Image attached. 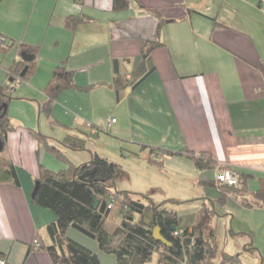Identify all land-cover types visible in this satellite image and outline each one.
<instances>
[{
    "label": "crops",
    "instance_id": "obj_1",
    "mask_svg": "<svg viewBox=\"0 0 264 264\" xmlns=\"http://www.w3.org/2000/svg\"><path fill=\"white\" fill-rule=\"evenodd\" d=\"M111 2L0 0V36L38 45L37 66L29 80L49 77L54 65L63 62L73 71L75 83H95L88 91L62 90L52 106L55 119L70 127L66 131L82 136L84 127L89 131L88 124L106 119L111 134L118 138L126 135L135 144L178 151L166 154L164 161H173L178 171L186 172L192 186H199L198 179L202 174L205 178V173L180 153L185 148L211 153L217 162L212 177L220 164L264 177V0H130L123 10H113ZM33 12L45 15L43 20L41 15L29 24ZM79 12L92 19L67 27L65 17ZM142 39L161 41L147 59L146 65L154 69L116 100L109 85L114 60L128 76ZM28 96L35 99L27 94L21 97ZM93 96L98 104L104 103L106 118L87 116ZM109 115L115 120L107 124ZM86 144L93 149L88 138ZM6 148L19 183L0 182V256L9 264H53L45 250L32 244L34 240L50 243L46 223L55 218L30 197L38 163L32 166L36 168H25ZM88 158L89 150L82 155ZM67 233L97 250L95 240L73 226ZM108 263L116 264V260L108 258Z\"/></svg>",
    "mask_w": 264,
    "mask_h": 264
},
{
    "label": "trees",
    "instance_id": "obj_2",
    "mask_svg": "<svg viewBox=\"0 0 264 264\" xmlns=\"http://www.w3.org/2000/svg\"><path fill=\"white\" fill-rule=\"evenodd\" d=\"M76 1L80 2L81 0ZM138 1L141 3V0ZM129 3L130 0H112L111 8L123 10L128 7ZM91 19L92 17L86 13L79 12L67 15L64 23L67 27L74 28L78 23ZM0 37L4 40V43L0 44V49L5 50L17 43L14 38L8 41L9 38ZM160 43L161 41L158 39H142L139 53L135 57V63L130 68L128 76L125 71H120L116 60H114V74L109 85L113 88L116 100L120 98L126 88L128 90L136 88L152 72L154 66H147V59L152 48ZM17 50L18 52L26 50L33 54V58L23 61L18 57L13 60L7 71L11 76L19 77V71L27 63L25 74L19 77L25 78L33 72L38 45L19 41ZM94 85L95 83L86 85L75 83L73 71L68 69L63 62H58L52 68L49 78L44 84L45 98L39 103V112L45 113L49 124L59 125L68 130L70 128L68 125L57 121L52 116V106L56 96L64 89L77 88L88 91ZM9 98L4 85H0V141L2 143L0 182L18 184L15 166L5 153L6 136L8 131L13 128L8 115ZM108 117L107 124H110L112 121L109 122ZM88 127L93 129L94 133H97L101 128L100 125H93V123L88 124ZM30 129L37 141L36 150L43 147L47 152L54 154L56 158L66 162V166L57 171L39 163L38 173L34 178V185L30 193L34 203L49 209L55 216L53 220L46 223L50 243L44 245L37 240L35 241L37 245L35 242L32 243L38 249L45 250L53 264H101L98 251L112 254L116 264H144L154 252H157L156 264H240L238 253L230 254L222 251L217 259L216 219L213 217L214 211L206 198L195 211L181 216L166 205L170 202H182L178 198L169 197L162 201H155L151 198L153 189L145 193L118 189L115 186V178L119 172L124 174L120 163L95 150L88 149L86 137H84L85 132L82 136L68 131L60 139H54L31 127ZM136 144L140 146V150L148 149L149 162L160 167L164 163L163 160L155 159L150 156L151 154L164 155L178 152L147 143ZM67 149H87L89 158L79 163L73 162L65 154ZM180 153L191 158L198 170L213 168L217 165L211 153L206 150L192 152L185 148ZM223 166L236 172L229 164H220L218 169ZM92 167L95 169L89 172L88 169ZM252 176L253 173L250 171L238 170L237 181L234 184L218 182L215 179V174L213 178H200L198 182L201 185L202 182L217 184L227 191L243 192L248 189V179ZM92 195L98 200L95 207L92 206ZM253 196L264 202L263 176H259V184L253 191ZM241 201L248 203L243 198ZM113 211L119 215V224L111 229L106 224ZM148 212H151L152 216L146 223L145 215L148 216ZM71 226L93 238L97 250H91L70 237L67 230ZM154 226H159L161 234L171 242L170 245L152 235ZM30 247L29 249H31ZM4 264H9L6 259Z\"/></svg>",
    "mask_w": 264,
    "mask_h": 264
},
{
    "label": "rangeland",
    "instance_id": "obj_3",
    "mask_svg": "<svg viewBox=\"0 0 264 264\" xmlns=\"http://www.w3.org/2000/svg\"><path fill=\"white\" fill-rule=\"evenodd\" d=\"M41 15L33 12L29 24L31 21L38 20ZM44 16H41L42 20ZM25 22L26 19L20 23L21 28L25 26ZM30 29L31 26L28 27V30ZM20 34L22 36L23 33ZM9 40L11 41V39ZM19 41L20 39L17 40L16 44L7 47L5 50L0 49V85H4L7 95L10 96L8 115L10 119L12 118L11 123L13 124V128L8 131L7 135V153H11V156L17 162H22L25 168L41 163L46 164L47 168L57 171L64 168L66 162L56 158L54 154L47 152L43 147L36 150L37 141L35 135L30 131V127L54 139H60L68 131H66L65 127L49 124L45 113H41L38 110V102H42L45 98L43 87L49 77H31L29 80V76L33 72L29 75L27 74L28 76L25 78L6 74L7 68L18 56L17 44ZM39 54H37V58ZM37 58L33 70L37 66ZM39 70L41 71L40 68ZM29 83H31V87H29ZM32 84L40 85L41 89L36 88ZM22 94L33 96L36 104L33 102L34 100L32 101V97H21ZM94 98V96L91 98L93 104L91 107L92 112H88L87 116L95 120L92 116L100 118V116L104 115L106 108L102 101L101 104H98L97 99ZM55 110L53 111L60 114L64 112V109ZM114 114L117 115V113ZM14 117L19 118L20 121H16ZM53 118L55 119V116ZM104 118H106V114ZM88 121L87 123L92 122L91 120ZM103 122H95L97 125L101 124L98 134L94 133L93 129L89 128L88 131L84 127L85 137L88 138L92 143L93 149H96L99 154L100 152H105L112 160L120 163L124 174L119 172L115 178V186L118 189L145 193L149 188H155L151 192L152 200L162 201L173 196L182 201L166 204L181 216L195 211L206 198L214 211L213 217L216 219L217 259L220 257V252L224 251L230 254L238 253L240 264H264V202L253 196V191L259 184V176H262L261 173L251 171L253 176L248 179V189L243 192L227 191L217 184L213 185L207 182H202V185H199L200 187L192 186L186 172L184 174L178 171L173 161H164L166 154L150 155L155 159L163 160L164 163L161 167L155 163H150L144 154L149 153L148 149L140 150V146L133 143L131 138L126 135L120 138L112 135L111 133L113 132L106 125V119ZM62 128L65 130H61ZM109 132L110 134H107ZM85 151L87 149H67L65 154L73 162L79 163L84 160L82 155ZM137 152H140V154ZM43 157L44 163L41 161ZM177 162L175 161L176 164ZM49 164L54 165V167H49ZM221 168H227V166ZM212 169L211 167L203 169L205 178H213L211 176L213 174ZM201 177L204 178V175L202 174ZM241 198L247 200L248 203H243ZM145 217L148 219L147 215ZM118 224L119 215L113 211L110 219L107 220L106 226L112 229ZM108 258L115 259L112 254L100 251L99 259H101L102 264H109ZM156 260L157 252H154L144 264H156Z\"/></svg>",
    "mask_w": 264,
    "mask_h": 264
},
{
    "label": "water",
    "instance_id": "obj_4",
    "mask_svg": "<svg viewBox=\"0 0 264 264\" xmlns=\"http://www.w3.org/2000/svg\"><path fill=\"white\" fill-rule=\"evenodd\" d=\"M20 58H21V60H23V61H29V60H31V59L33 58V54L30 53V52H28V51H26V50H21V51H20ZM27 66H28V64L26 63V64L22 67V69H21L20 72H19V77H22V76L25 74V71H26V69H27ZM1 149H2V143H1V141H0V150H1ZM94 169H95V167H92L91 169H88V171H89V172H92ZM92 199H93L92 206L95 207L96 204H97V202H98V200H97V198H96L94 195H92ZM147 214H148V219L145 220L146 223L149 222V219H150V217L152 216V213H151V212H148ZM172 227H173V226H172ZM152 235H153L156 239H159L160 241H162L163 243H165V244H167V245H170V244H171V242H170L169 240H167V239L161 234L160 229H159V226H154V227L152 228Z\"/></svg>",
    "mask_w": 264,
    "mask_h": 264
},
{
    "label": "built area",
    "instance_id": "obj_5",
    "mask_svg": "<svg viewBox=\"0 0 264 264\" xmlns=\"http://www.w3.org/2000/svg\"><path fill=\"white\" fill-rule=\"evenodd\" d=\"M0 43H2V39L0 38ZM109 122H113L115 120L114 117H108ZM215 179L218 182L224 183V184H234L237 181V173L230 169V168H220L215 173ZM36 240H34L35 242ZM37 245V243L35 242ZM34 244V245H35ZM5 259L0 256V264H4Z\"/></svg>",
    "mask_w": 264,
    "mask_h": 264
},
{
    "label": "flooded vegetation",
    "instance_id": "obj_6",
    "mask_svg": "<svg viewBox=\"0 0 264 264\" xmlns=\"http://www.w3.org/2000/svg\"><path fill=\"white\" fill-rule=\"evenodd\" d=\"M18 57L20 58V52H19V54H18ZM18 57H17V58H18ZM20 59H21V58H20Z\"/></svg>",
    "mask_w": 264,
    "mask_h": 264
}]
</instances>
